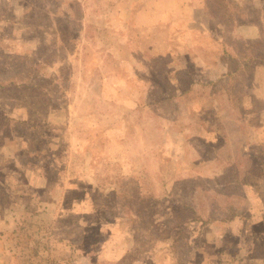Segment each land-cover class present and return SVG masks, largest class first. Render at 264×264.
Segmentation results:
<instances>
[{
	"label": "rangeland",
	"instance_id": "rangeland-1",
	"mask_svg": "<svg viewBox=\"0 0 264 264\" xmlns=\"http://www.w3.org/2000/svg\"><path fill=\"white\" fill-rule=\"evenodd\" d=\"M225 4L0 0V264H264V0Z\"/></svg>",
	"mask_w": 264,
	"mask_h": 264
},
{
	"label": "trees",
	"instance_id": "trees-1",
	"mask_svg": "<svg viewBox=\"0 0 264 264\" xmlns=\"http://www.w3.org/2000/svg\"><path fill=\"white\" fill-rule=\"evenodd\" d=\"M207 3L213 12L222 17L221 11L226 7L225 0H207Z\"/></svg>",
	"mask_w": 264,
	"mask_h": 264
}]
</instances>
